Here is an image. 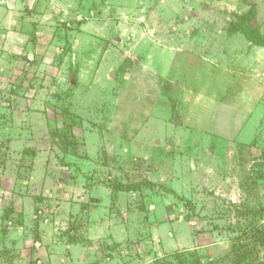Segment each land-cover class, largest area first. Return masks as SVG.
Returning <instances> with one entry per match:
<instances>
[{
  "label": "rangeland",
  "instance_id": "rangeland-1",
  "mask_svg": "<svg viewBox=\"0 0 264 264\" xmlns=\"http://www.w3.org/2000/svg\"><path fill=\"white\" fill-rule=\"evenodd\" d=\"M34 1L0 21V264H264L250 6Z\"/></svg>",
  "mask_w": 264,
  "mask_h": 264
},
{
  "label": "trees",
  "instance_id": "trees-1",
  "mask_svg": "<svg viewBox=\"0 0 264 264\" xmlns=\"http://www.w3.org/2000/svg\"><path fill=\"white\" fill-rule=\"evenodd\" d=\"M244 1L246 2V4L250 6V8L247 10L245 14H243L239 18V20L237 21V27L241 30V32L249 42H251L254 45L264 46V33L260 31L259 24L256 20L257 6L255 5V3H253V0H244ZM141 185H142L141 182L128 184V185L114 184V186L118 190H122V191L138 190L140 189ZM167 191L175 194V192L172 189H167ZM180 199L184 201L186 205L193 208L192 203L188 199L182 197H180ZM197 231L200 232L198 228ZM260 234L261 233L259 231H256V233H252L251 235L252 239L256 243L263 242V238L258 237Z\"/></svg>",
  "mask_w": 264,
  "mask_h": 264
},
{
  "label": "crops",
  "instance_id": "crops-1",
  "mask_svg": "<svg viewBox=\"0 0 264 264\" xmlns=\"http://www.w3.org/2000/svg\"><path fill=\"white\" fill-rule=\"evenodd\" d=\"M33 0H0V21L6 20V17L9 18L11 15V12L14 11V8L16 6L23 5V2H30L32 3ZM44 0L40 1H34V4L36 5H42L43 3H52L54 0H45L46 2H43Z\"/></svg>",
  "mask_w": 264,
  "mask_h": 264
}]
</instances>
